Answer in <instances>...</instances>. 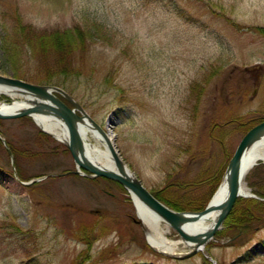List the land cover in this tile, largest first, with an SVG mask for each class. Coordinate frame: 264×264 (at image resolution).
<instances>
[{
  "label": "rangeland",
  "instance_id": "rangeland-1",
  "mask_svg": "<svg viewBox=\"0 0 264 264\" xmlns=\"http://www.w3.org/2000/svg\"><path fill=\"white\" fill-rule=\"evenodd\" d=\"M16 17L18 48L8 44ZM259 29L264 0H0V75L62 89L148 191L171 185V200L207 201L206 180L264 121ZM57 30L70 31L61 48L37 35ZM23 118L0 120V264H264L263 226L187 259L182 244L156 251L129 195L74 175L64 144ZM243 184L263 201L264 163Z\"/></svg>",
  "mask_w": 264,
  "mask_h": 264
},
{
  "label": "water",
  "instance_id": "water-1",
  "mask_svg": "<svg viewBox=\"0 0 264 264\" xmlns=\"http://www.w3.org/2000/svg\"><path fill=\"white\" fill-rule=\"evenodd\" d=\"M0 85L16 90L15 100L10 98L11 100L6 102L8 106L19 102L27 104L24 109L17 113L3 114L0 112V120H11L23 117L33 118L34 115H41L51 117L61 122L65 126L68 134V142L63 144L69 151L75 164L74 173L91 179L105 178L119 184L129 195L132 204V197H135L139 203L154 213L164 224L172 228L182 242L195 243L196 246L191 249V252L179 257L180 259H187L194 256L198 252L199 246H204L210 242L215 233L221 229L236 199L244 197L240 194V185L244 173L243 157L256 142L264 137L263 121L251 128L240 140L221 179V181L225 183L227 189V194L223 200L215 201V191L204 210L199 212H178L158 201L142 185L140 180L126 167L108 133L62 89L48 85L31 84L1 75ZM55 94L60 95L70 107L63 103ZM81 128L95 131L101 136L111 157L113 170L100 167L88 159L86 156V143L82 136ZM42 132L46 133L43 130ZM48 135L52 137L50 134ZM247 198H256V196L250 194ZM211 214H215L214 223L204 235L200 233L188 235L182 231V226L189 220H198ZM134 221L145 233L144 227L137 216Z\"/></svg>",
  "mask_w": 264,
  "mask_h": 264
},
{
  "label": "bare ground",
  "instance_id": "bare-ground-1",
  "mask_svg": "<svg viewBox=\"0 0 264 264\" xmlns=\"http://www.w3.org/2000/svg\"><path fill=\"white\" fill-rule=\"evenodd\" d=\"M15 91L16 90H13L9 87L0 85V96L1 95L7 96L15 100ZM26 106L27 104L24 102L14 103L11 106H8L6 102H0V112L3 114H13L24 109ZM32 119L34 123L41 130L46 132L45 134L47 135L50 134L58 142L61 143L68 142V134L66 128L61 122L51 117L41 116V115H34ZM81 130H82V136L84 137V141L86 143V156L88 157V159L100 167H105L113 170V163L111 157L109 155L108 150L106 149L105 143L102 140L101 136L95 131H91L83 128H81ZM0 140H2V143L6 146L5 140H3L1 137ZM259 162L264 163V137L258 142H256L244 154L243 157L244 173L242 175V180L240 185L241 187L240 194L244 197L241 198L246 197L245 199H247L248 195L251 194L250 191H248L246 186L243 184V180L246 177V175L252 170V168L255 165H257ZM32 181H38V180H32ZM22 183L24 184L25 182ZM226 190L227 189L225 183L221 181L217 187L216 194L214 196L215 201L223 200L227 194ZM132 198H133V206L136 216L141 221L144 227L145 237L150 247L163 254H173L174 248L180 244L184 245L186 248L190 250L196 246V244L193 242H182L181 240H174V241L169 240L166 237L164 230L162 228L163 222L154 213H152L147 208H145L141 203H139L135 197ZM184 212H188V211H184ZM214 219H215V214H211L205 218H201L198 220H189L182 226V231L188 235H195L199 233L204 235L212 227L214 223ZM216 233L210 242L217 243L221 241L220 239L216 238ZM206 245L199 246L198 252H203Z\"/></svg>",
  "mask_w": 264,
  "mask_h": 264
},
{
  "label": "trees",
  "instance_id": "trees-1",
  "mask_svg": "<svg viewBox=\"0 0 264 264\" xmlns=\"http://www.w3.org/2000/svg\"><path fill=\"white\" fill-rule=\"evenodd\" d=\"M14 20H15V26L13 27V31H12V40L11 42H8V44L10 43L9 45L18 48L20 44L16 37H18V34L20 37L22 26L20 25V21L18 17H16ZM260 32L264 35L263 30H260ZM26 33H30L31 35H34L33 34L34 32H32L31 29L27 30ZM26 33H24V39L26 38ZM69 34H70L69 30H66V31L57 30V31L45 32L42 35L41 34H37V35L44 37V38L58 37L59 41H57L56 46L61 48L64 45L63 38H67ZM59 56L62 57L61 55ZM59 70L60 71L58 75L66 74V72H68L65 66L63 67L60 66ZM47 84H51V81L47 80ZM57 96L67 106H69V104L62 97H60L59 95ZM23 119H26V118H23ZM251 128L252 126L248 127L245 133L249 131ZM65 151L69 153L67 149H65ZM226 165L227 164L223 166V168L221 169L218 175H216L214 178L209 177L206 180L205 184L210 183L211 185L209 192H213L214 189H216V187L219 185L222 175L224 173V170L226 168ZM87 180H90V181L106 180V181H109L110 183L116 184L121 189L122 193H124V195L129 199L126 191L115 182H112L104 178L87 179ZM170 186L171 185H168L167 187L163 188L162 190H159L158 192H150V193L158 201H160L161 203H163L164 205H166L172 210H175L178 212H183V211L198 212V211H202L209 201V200L205 201V199H203L202 197H198L196 200L190 203H184V204L179 203L178 201L171 200L167 197L168 195H171L172 193H174V191L170 189ZM256 195L264 199V191H257ZM258 226L264 227V200L258 201L256 199L237 198L232 210L230 211L228 217L226 218L223 224L222 230L216 233V238L220 240H222L223 238H228L229 240H232V243L240 242L242 241L241 239H244L246 237L248 230L251 232L252 229Z\"/></svg>",
  "mask_w": 264,
  "mask_h": 264
}]
</instances>
